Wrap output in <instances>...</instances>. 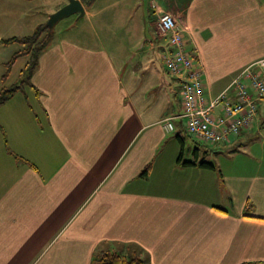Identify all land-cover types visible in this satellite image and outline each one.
Listing matches in <instances>:
<instances>
[{
	"label": "crops",
	"instance_id": "0c3cea01",
	"mask_svg": "<svg viewBox=\"0 0 264 264\" xmlns=\"http://www.w3.org/2000/svg\"><path fill=\"white\" fill-rule=\"evenodd\" d=\"M167 1L149 0V12L185 25L207 96L264 58V0ZM58 7L0 0V90L12 85L13 69L3 75L15 53L2 39L33 34ZM151 35L137 63L55 40L28 82L35 102L20 87L0 105V264H91L105 250L146 264H264V111L225 147L195 139L164 63L169 37L163 46Z\"/></svg>",
	"mask_w": 264,
	"mask_h": 264
},
{
	"label": "built area",
	"instance_id": "2783aa9c",
	"mask_svg": "<svg viewBox=\"0 0 264 264\" xmlns=\"http://www.w3.org/2000/svg\"><path fill=\"white\" fill-rule=\"evenodd\" d=\"M157 27L169 37L170 48L163 59L169 73L182 83L179 117L188 133L205 144H227L251 127L264 107V58L244 67L220 93L207 96L202 72L187 48L185 25L177 15L165 11L159 13ZM172 119L165 120L169 130L174 129Z\"/></svg>",
	"mask_w": 264,
	"mask_h": 264
},
{
	"label": "rangeland",
	"instance_id": "374dc122",
	"mask_svg": "<svg viewBox=\"0 0 264 264\" xmlns=\"http://www.w3.org/2000/svg\"><path fill=\"white\" fill-rule=\"evenodd\" d=\"M148 1L149 0H95L91 5L92 7H95L94 14H90L89 12L87 14L85 13L83 16H79L74 13L61 18L51 30L54 32L52 42L55 40H61L62 38H69L81 41L89 46L100 45L109 50L119 52L122 56H126L127 59L124 60L128 62L134 61V63H137L139 58H136V55H138L139 51L149 50L150 52L151 45L156 44V40L153 42L150 41V39H152L151 34H154V30L155 33H157V36L161 39L159 43L161 42L163 46H166L168 39L166 36H163L164 34L161 35V33L156 31L155 25L158 18H156L154 12H149ZM155 1L157 4L160 3L169 8L167 0ZM172 1L175 2L178 0ZM42 2L51 9L56 7V5H58V8L60 9L68 3V0H42ZM178 7H182L181 3H179ZM140 18L144 21V26H142V28H145L147 33L143 29H140L141 27L135 23V21H139ZM142 31L146 33L147 38H143L140 41L137 37L141 35ZM10 34L13 35L17 33L14 32ZM23 47V44L14 42L9 45L8 48H5L6 50L4 54L11 55L16 51L21 50ZM134 58L136 59L134 60ZM29 60L30 56L27 55L25 58L20 57L17 60L18 62L16 61L14 68H12L14 75L9 80V84H12L11 86L21 83V70L24 69ZM4 72H6V67ZM236 75L237 73L230 75V78H234ZM181 88L182 85L180 86V89ZM21 89L22 91L19 92L20 95L26 96L34 103V92L25 80L22 82ZM261 109L264 111V107ZM184 135L186 136L185 132ZM222 146L225 147V145ZM200 147H204L203 143ZM203 151V148H201L202 153ZM211 158L216 162L226 161V158L214 154L211 155Z\"/></svg>",
	"mask_w": 264,
	"mask_h": 264
},
{
	"label": "trees",
	"instance_id": "16d2710c",
	"mask_svg": "<svg viewBox=\"0 0 264 264\" xmlns=\"http://www.w3.org/2000/svg\"><path fill=\"white\" fill-rule=\"evenodd\" d=\"M86 7H90L92 2L95 0H82ZM53 31H50L46 24H43L37 28V30L31 35L25 36H13L9 38L2 39L4 44H9L12 42H19L24 45L21 50L16 51L10 60L6 62V72L3 75V79H7L9 76L13 65L22 56H30V60L25 65L21 72L20 84L15 86H4L0 90V105L8 101L15 92L22 87V82L25 80L27 83L30 82L31 76L38 64V58L40 54L46 50L52 43ZM200 165L203 167L213 168L214 164L207 160L200 161ZM150 172V166H148L142 175L146 176ZM91 264H146L145 260L141 257L140 253L134 252L132 254H122L115 251H101L96 254Z\"/></svg>",
	"mask_w": 264,
	"mask_h": 264
},
{
	"label": "water",
	"instance_id": "95a60500",
	"mask_svg": "<svg viewBox=\"0 0 264 264\" xmlns=\"http://www.w3.org/2000/svg\"><path fill=\"white\" fill-rule=\"evenodd\" d=\"M74 13L79 16H83L86 13V7L82 0H68L66 5L49 15L46 25L51 31L61 18Z\"/></svg>",
	"mask_w": 264,
	"mask_h": 264
}]
</instances>
